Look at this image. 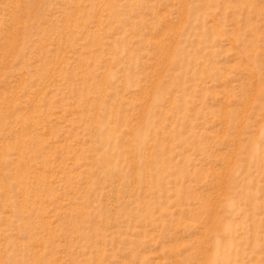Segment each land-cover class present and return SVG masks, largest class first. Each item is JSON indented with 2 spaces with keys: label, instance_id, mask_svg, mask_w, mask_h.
<instances>
[{
  "label": "rangeland",
  "instance_id": "374dc122",
  "mask_svg": "<svg viewBox=\"0 0 264 264\" xmlns=\"http://www.w3.org/2000/svg\"><path fill=\"white\" fill-rule=\"evenodd\" d=\"M0 264H264V0H0Z\"/></svg>",
  "mask_w": 264,
  "mask_h": 264
},
{
  "label": "bare ground",
  "instance_id": "6f19581e",
  "mask_svg": "<svg viewBox=\"0 0 264 264\" xmlns=\"http://www.w3.org/2000/svg\"><path fill=\"white\" fill-rule=\"evenodd\" d=\"M113 136V135H112ZM105 141V140H104ZM219 250V248L217 249V251ZM215 256L213 257V259L215 260V259H217V260H220V261H225L226 260V258H224V257H222V255L221 254H218V252H215V254H214Z\"/></svg>",
  "mask_w": 264,
  "mask_h": 264
}]
</instances>
